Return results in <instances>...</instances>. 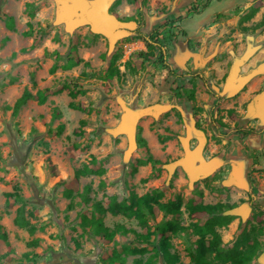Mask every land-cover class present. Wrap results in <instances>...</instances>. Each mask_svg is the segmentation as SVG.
I'll list each match as a JSON object with an SVG mask.
<instances>
[{
    "label": "rangeland",
    "instance_id": "374dc122",
    "mask_svg": "<svg viewBox=\"0 0 264 264\" xmlns=\"http://www.w3.org/2000/svg\"><path fill=\"white\" fill-rule=\"evenodd\" d=\"M91 1L107 22L105 33L99 28L101 24L95 27L90 23L68 30L64 22L56 21L55 0H0V226L7 233L6 240L0 238V264H17L19 259L25 264H106L113 248L121 250L123 245L134 244L131 234H116L113 241L106 242L82 227L80 215L90 216L91 210L80 196L86 184L91 186L88 196L104 205L106 196L115 195L120 200L131 190L141 195L161 189L163 202L179 193L183 198L179 220L185 226L206 218L188 212L190 201L246 205L248 214L244 218L233 215L227 226L217 228L221 247L234 246L246 233L261 239L260 248H264V177L256 178L250 170V183L244 187L226 183L231 176L229 147L238 131L234 123L243 119L252 122L244 111L253 92L246 95V89L254 79L263 84L264 72L229 95L223 90L224 77L217 79L216 68L228 71L233 57L240 55L248 42L256 50L242 65L240 74L264 61V0H214L204 11L206 22L190 14L192 6L200 8L206 0ZM8 15L14 18L13 30L5 25ZM29 23L32 34L26 36L23 32L29 29ZM154 29L159 31V39L169 36L170 30L176 35L165 50V65L169 66L158 63L156 51L147 61L131 58L136 68L132 73L126 64L130 54L146 49L140 33ZM183 44H187L190 56ZM73 46L83 61L63 69ZM54 51L58 58L50 54ZM114 54H119L115 62L119 75L110 78L109 63ZM55 63L57 67L51 72ZM65 82L70 87L79 84L84 92L72 98L64 89L49 95L43 104L29 100L16 115L3 109L11 106L25 87L34 94L37 89L57 90ZM192 89L194 99L188 101L186 94ZM245 95L241 103L239 99ZM120 100L142 112L136 137L139 134L146 141L145 146L136 142L127 159L126 136L108 131L120 120ZM70 103L84 110L71 108ZM54 108L60 117L53 118ZM59 124L64 128L56 135ZM181 139H186L194 161L197 154L205 162L220 160L218 166L192 183L181 166L169 174L166 165L185 155ZM147 154L159 163L148 162L131 174L135 160ZM83 165L97 172L74 179V170ZM66 189H71L70 197ZM13 192L19 193L21 200L6 197ZM18 207H23L24 216L37 226L33 235L14 224ZM163 219V213L157 210L148 228L134 219L109 213L103 220L109 227L120 223L142 233L153 232ZM33 238H38L39 244L28 247L27 242ZM157 238L155 234L150 236L155 243ZM196 238L190 231L171 235L170 250L178 257L177 264H193L189 252L194 251ZM147 248L142 256L127 255L125 264H135L137 258L145 261L154 253L152 246ZM26 252L36 254V260L24 259ZM156 264H163L160 257Z\"/></svg>",
    "mask_w": 264,
    "mask_h": 264
},
{
    "label": "trees",
    "instance_id": "16d2710c",
    "mask_svg": "<svg viewBox=\"0 0 264 264\" xmlns=\"http://www.w3.org/2000/svg\"><path fill=\"white\" fill-rule=\"evenodd\" d=\"M118 2V1H117ZM211 0H206L205 3L200 7H194L190 9L193 14H198L206 9ZM30 17L33 16V12H30ZM133 17H126L125 20H132ZM181 20V19H180ZM5 25L9 30L14 29V18L12 16H6ZM29 29L24 31L23 34L29 36L32 34L31 24L29 23ZM169 36H162L159 39L160 33L157 29L152 30L148 34H141L145 44V50H137L130 54L128 61L126 62L129 70L132 73L136 72V68L131 64L130 59L140 58L142 60H149L158 52L157 61L159 64L165 65V50L168 42L171 41L172 37L176 35L172 30L168 31ZM182 35L186 36V32L182 31ZM189 42V40L187 41ZM75 46L71 49L70 53L66 55V61L62 65L63 69H70L83 61L80 57L75 54ZM55 54L58 58L60 55L54 51L50 53ZM119 54L112 55L109 63V74L110 78L119 75V69L115 66V62L118 59ZM88 65L87 62H84ZM57 65L56 63L52 66L51 72H54ZM70 83L65 82L59 89L51 90L50 88L37 89L33 94L30 89L25 87L20 96L10 105H5L4 110H11L12 115H16L18 111L27 103L29 100H35L38 104L45 103L47 97L52 94H57L62 90L66 89L70 97L74 98L78 94L83 93V89L80 88L79 84H73L70 87ZM188 100L194 99V90L192 89L186 94ZM71 108L84 110L83 107L70 103ZM53 118L60 117V112L57 108L53 109ZM63 124H59L55 131L56 135H59L63 131ZM51 132V129H49ZM136 142L140 145L145 146L146 141L139 134L136 137ZM148 162L151 164L159 163V160L155 159L151 154H147L144 159H137L131 166L130 173L135 174L138 166L145 165ZM95 169L88 165H83L82 168L75 169L73 176L74 179H78L81 175L95 173ZM102 172L98 169V173ZM91 189L90 184H86L83 187V192L80 194L81 200L84 204H90V216L85 214L80 215V223L84 229H88V232L92 236H97L101 240L111 242L114 240L116 234L126 235L131 234L134 236V244L123 245L121 250L113 248L111 254L107 257L106 264H125V257L127 255H144L148 252L147 246H152L154 251L153 254L149 255L145 261L141 258L135 259V264H156L158 257L161 258L163 264H177L178 257L175 253L171 252L170 238L171 235H177L180 233H187L188 231L194 233L197 238L194 241V251L189 252L190 260L193 264H252L253 258L257 254L259 246L254 241L248 246L246 243L248 237L246 233L242 235L235 242L234 246L229 249L221 247V236L217 231V228L227 226L234 218L233 215L223 214L224 210L230 209L233 206L229 204H193L191 201L187 204V208L190 213H206L209 217L202 222H194L187 226L180 223L179 217L182 213L181 207L183 205L182 196L177 193L173 198L163 202V191L158 188L151 189L150 191L138 195L136 192L131 190L129 194L118 200L115 195L106 196V205L101 200H92L88 193ZM65 194L71 196V189H66ZM201 195V192H199ZM7 198H13L16 201L21 200V196L17 192L6 193ZM23 207H18L16 215L13 218V222L20 228L25 229L29 235H33L37 229V226L32 224L23 214ZM163 213V220L155 225L153 232L146 230V232L139 233L133 228H128L124 224L117 223L113 227H109L104 223V217L106 213H110L113 216L121 215L128 219H134L138 225L142 228H148L150 218H153L156 211ZM262 232V229H261ZM151 234L157 235V242L151 241ZM0 238L6 240L7 233L0 226ZM39 244L38 238H33L27 242L28 247H35ZM76 247L80 244L75 240ZM138 244V245H137ZM247 244V245H246ZM246 246V247H242ZM37 255L26 252L23 254V258L27 261H35ZM17 264H25L22 259L17 261Z\"/></svg>",
    "mask_w": 264,
    "mask_h": 264
},
{
    "label": "water",
    "instance_id": "95a60500",
    "mask_svg": "<svg viewBox=\"0 0 264 264\" xmlns=\"http://www.w3.org/2000/svg\"><path fill=\"white\" fill-rule=\"evenodd\" d=\"M56 3V21L64 22L68 30H72L75 27L90 23L93 26L101 24L100 30L105 33L104 25L107 22L103 20L99 13L95 10V4L91 0H55ZM110 35V34H108ZM256 46L252 43H248L245 51L237 57H234L233 62L229 68L228 74L225 78L223 90L229 91V95H234L240 91L244 85L254 76L264 72V61L252 68L244 74H240V67L243 65L254 53ZM122 109V114L118 123L110 128L108 131L112 135L124 134L127 138L128 145L124 155L127 159L136 146V127L137 122L142 115V112H136L129 107L123 100L119 101ZM247 112H253V116L258 118L261 123H264V84L261 90L256 93L246 104ZM184 148L185 155L172 163L166 165L169 174L177 167L181 166L192 183L197 179L203 178L211 173L214 166L209 165L202 161V164L194 167L190 162L191 152L188 148L186 139H181ZM201 159V158H200ZM226 183L227 180H226ZM232 183V182H231ZM225 215H241L242 218L246 216L242 206L233 207L224 211ZM258 262L264 264V253L258 257Z\"/></svg>",
    "mask_w": 264,
    "mask_h": 264
},
{
    "label": "crops",
    "instance_id": "0c3cea01",
    "mask_svg": "<svg viewBox=\"0 0 264 264\" xmlns=\"http://www.w3.org/2000/svg\"><path fill=\"white\" fill-rule=\"evenodd\" d=\"M213 1L214 0H211V2L209 3L208 7L211 5V3ZM215 1L219 2V1H222V0H215ZM225 1H230V0H225ZM204 11H205V9L203 11H201L200 13H198V14H193L192 12H190V14H193L195 17H198L199 18L198 20H202L201 22H204V21L206 22L207 20L203 19ZM213 14H214V12L210 15V18H211V16ZM183 45H185V44H183ZM185 46H186V48L184 50L187 49L185 52L187 54H189L188 53L187 44ZM244 51L245 50H241L240 49V53L241 54ZM238 53L239 52H237V54ZM240 55H236L234 57H237V56H240ZM189 56H190V54H189ZM234 57H233V59H234ZM233 59H232V62H233ZM250 62L251 61H249V63ZM241 67H242V65H241ZM241 67H240V70H241ZM216 68L218 70V72H217V77L218 78L217 79H219V77H224V81H225V78H226V76L228 74L229 69H228V71H225V69L220 67V66H217ZM260 83L261 82L259 80H257V79H254L251 83H248V86H247V89H246V95H249L250 93L254 92L256 89H258V87L260 86ZM223 85H224V83H223ZM246 95L239 99L241 103L245 102ZM244 112H245L246 115H248V116H250V118H252L251 119L252 122L251 121H247L246 119H243L240 123H236V122L234 123L236 125V128L238 129V131L234 132L233 143L229 147V155H228L229 156V160H230V165L228 167V170L230 171V175H232L234 177V179H235V182H232V183H235L236 186H243V187L245 185H247V178H248L247 175H248V172L250 170L252 171V174L254 176H256V178H259V176L264 177V123H261L258 118L254 117L253 116V114H254L253 112H247V110H245ZM248 126H251L252 128L248 129ZM200 158L201 157H199V159ZM218 158L222 159L221 156H219ZM201 160L204 161L203 158H201L200 161ZM202 161H201V164H202ZM218 161L220 162V160H218ZM218 161L214 160V161H208V162L204 161V162L205 163H209V165H212V166H214V168H216L218 166ZM190 162L193 164L194 167L197 166V165H195V161H194V158L192 157V154L190 155ZM217 203H220V202H217ZM217 203H213V204H217ZM194 204H196V203H194ZM202 204H212V203H202ZM241 206L243 208L244 213H246V215H247L248 214V210L246 208V205H241ZM224 211H223V214H224ZM191 214L192 215H194V214L206 215L205 220L209 217V215L206 214V213H191ZM119 216H121V215H119ZM128 228H130V227H128Z\"/></svg>",
    "mask_w": 264,
    "mask_h": 264
},
{
    "label": "flooded vegetation",
    "instance_id": "af4514ba",
    "mask_svg": "<svg viewBox=\"0 0 264 264\" xmlns=\"http://www.w3.org/2000/svg\"><path fill=\"white\" fill-rule=\"evenodd\" d=\"M245 73V72H244ZM241 74H243V73H241ZM263 84H264V82H263ZM263 84H261L259 87H258V89H256L254 92H253V96L256 94V93H258L260 90H261V88H262V86H263ZM244 88V87H243ZM252 96V97H253ZM252 97H250L249 98V100L252 98ZM187 100H188V98H187ZM248 100V101H249ZM188 101H191V100H188ZM248 101L245 103V110H246V104L248 103ZM197 158H196V161L195 162H197L198 164H201V161H200V159H199V157H200V155H195ZM192 157H193V155H192ZM197 164V165H198ZM229 173H230V171H229ZM230 177V176H229ZM233 177V176H232ZM234 178V177H233ZM229 179V178H228ZM248 183H250V181L247 179V184ZM250 188V187H249ZM243 203V202H242ZM231 205V204H230ZM233 205V204H232ZM242 219H241V217H240V220H239V222L241 221ZM247 237H248V239H247V241H246V243L248 244V246L249 245H251L252 243H254V241L257 243V245L259 246V248H260V246H261V244H262V246H263V243H262V241H261V239H259V238H255V237H250L249 235H247ZM238 240V238L236 239V241ZM235 241V242H236ZM235 244V243H234ZM246 244V245H247ZM233 247V245L232 246H230V247H228L227 249H229V248H232ZM242 247H246V246H242ZM258 248V250H257V254H256V256L253 258V260H252V264H260L259 262H258V257L262 254V253H264V248L263 247H261L260 249ZM191 261V260H190Z\"/></svg>",
    "mask_w": 264,
    "mask_h": 264
},
{
    "label": "bare ground",
    "instance_id": "6f19581e",
    "mask_svg": "<svg viewBox=\"0 0 264 264\" xmlns=\"http://www.w3.org/2000/svg\"><path fill=\"white\" fill-rule=\"evenodd\" d=\"M61 0H59V4H60ZM228 183L231 182H235V179L232 177V175L229 177V179L227 180Z\"/></svg>",
    "mask_w": 264,
    "mask_h": 264
}]
</instances>
